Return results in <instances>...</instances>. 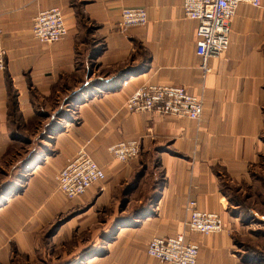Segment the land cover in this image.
<instances>
[{
  "label": "crops",
  "instance_id": "0c3cea01",
  "mask_svg": "<svg viewBox=\"0 0 264 264\" xmlns=\"http://www.w3.org/2000/svg\"><path fill=\"white\" fill-rule=\"evenodd\" d=\"M183 3L0 0V47L7 58L0 71L1 155L23 138L40 136L50 146L41 166L56 176L85 147L114 186L134 170L109 147L141 138L143 156H154L162 171L149 218L105 228L113 233L108 240L77 242L66 251L67 264H170L150 256L148 243L182 232L199 244L196 264L240 263L229 234L239 224L229 212L230 187L249 182L264 152V0L259 7L239 4L229 47L209 59L206 74L196 53L198 21L186 16ZM51 7L62 9L68 34L43 43L33 34V21ZM124 7H144L147 23L120 27ZM152 83L199 95L200 121L127 108L131 94ZM191 199L201 210L218 212L224 230L206 235L187 229Z\"/></svg>",
  "mask_w": 264,
  "mask_h": 264
},
{
  "label": "rangeland",
  "instance_id": "374dc122",
  "mask_svg": "<svg viewBox=\"0 0 264 264\" xmlns=\"http://www.w3.org/2000/svg\"><path fill=\"white\" fill-rule=\"evenodd\" d=\"M40 138H23L0 152V264H67L66 251L77 242L108 240L113 233L105 228L138 224L155 211L162 171L154 156L141 150L130 163L133 174L119 185L105 178L94 190L68 198L51 167L41 166L49 143ZM230 190L229 212L239 224L229 234L239 264H264V152L249 182Z\"/></svg>",
  "mask_w": 264,
  "mask_h": 264
},
{
  "label": "built area",
  "instance_id": "2783aa9c",
  "mask_svg": "<svg viewBox=\"0 0 264 264\" xmlns=\"http://www.w3.org/2000/svg\"><path fill=\"white\" fill-rule=\"evenodd\" d=\"M247 2L259 7L263 0H184L183 9L187 17L198 21L196 53L200 57L199 68L204 74L211 68L209 59L225 53L230 44L231 20L240 3ZM148 21L144 7H124L121 10L120 27L141 26ZM32 31L43 43L62 40L68 34V26L60 7L40 11L34 18ZM6 51L0 47V71L6 69ZM127 108L132 111H155L162 114L187 117L197 122L203 113V100L184 86L148 84L135 90L128 98ZM142 150L141 138L116 142L109 147L112 156L121 162L137 158ZM106 171L90 155L85 147L56 174L59 191L68 198L83 195L106 178ZM187 229L201 234H213L223 230L220 214L201 210L197 201L189 200L185 206ZM147 253L170 264H196L199 244L187 240L186 232L175 236H153Z\"/></svg>",
  "mask_w": 264,
  "mask_h": 264
},
{
  "label": "trees",
  "instance_id": "16d2710c",
  "mask_svg": "<svg viewBox=\"0 0 264 264\" xmlns=\"http://www.w3.org/2000/svg\"><path fill=\"white\" fill-rule=\"evenodd\" d=\"M12 107H14V106H12ZM140 216V215H139Z\"/></svg>",
  "mask_w": 264,
  "mask_h": 264
}]
</instances>
